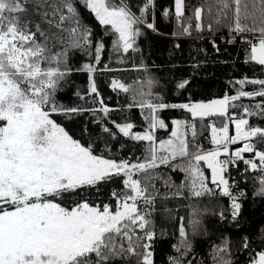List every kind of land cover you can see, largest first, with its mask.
<instances>
[{
	"label": "trees",
	"instance_id": "16d2710c",
	"mask_svg": "<svg viewBox=\"0 0 264 264\" xmlns=\"http://www.w3.org/2000/svg\"><path fill=\"white\" fill-rule=\"evenodd\" d=\"M234 1L182 0V15L177 16L175 0H151L150 4L148 0H124L137 17L141 9H145L143 22L134 25L140 34L135 37L133 48L125 52L115 43L118 35L113 34L110 26L101 25L83 0H73L77 9L75 17L66 7H60V0H20L25 9L16 14L20 26L27 23L28 30L36 34V42L45 48L46 59L41 60V67L59 68L65 73L52 92L51 105L57 111L51 112V105L45 108L51 117L73 139L84 146L90 145L94 155L105 159L146 163L151 158L149 147L155 146L156 167L132 172L133 179L141 182L145 195L152 200L150 204L139 200L138 208L150 221L147 230L153 237L139 243L150 245L147 251L152 253L153 264H224L226 261L250 264L258 252H264V196L257 194L264 174L250 172L242 160L231 169L235 191L245 190L244 195L237 197L240 209L234 218L231 197L222 195L211 182L205 162L201 161L198 167L204 169L211 191L195 196L190 172V164L195 163L192 155L215 147L212 123L221 128L229 118L231 122L245 119L248 121L245 128L264 129V96L230 100L224 114L204 117H193L187 109L181 108L169 107L152 113L147 107H140L148 102L193 104L235 96L239 91L262 90L258 84H240L239 81L264 80V66L249 59L251 45L260 38L251 33L260 35L259 30L264 28V3L239 0L240 23L245 30L231 38V32L236 31L230 30L234 23ZM114 2L119 3V0ZM61 15L71 18L61 21ZM149 23L154 28H148ZM247 24L255 31H248ZM73 29L77 30L73 32ZM85 29L90 32L87 42ZM242 34L248 35V39L244 40ZM100 44L103 48L97 60L96 47ZM85 65L93 66L94 71L84 70ZM92 81L96 93L90 90ZM113 81L123 84L128 91L114 89ZM184 81H187L186 87L179 88L178 84ZM104 107L109 109L107 113L101 110ZM72 108L80 111H63ZM152 115L162 119L165 127L150 128ZM177 120L183 122L179 128L173 123ZM126 123L133 125V133L150 131L154 140L125 137L115 125ZM173 131L182 134L189 156L173 159L165 149L158 147L161 141L175 142ZM252 142L255 150L264 151V138L257 136ZM162 155L168 156V163H160ZM251 155L254 152L245 153V156ZM125 179L123 174L113 175L112 179L95 186L64 194L56 202L65 207L82 201L92 206L108 204L115 211L117 200L113 193L130 191L124 186ZM135 235L143 237L144 231L137 228ZM121 243L127 247L126 240L118 239L117 249ZM140 260L142 257L125 253L102 264H139Z\"/></svg>",
	"mask_w": 264,
	"mask_h": 264
},
{
	"label": "snow or ice",
	"instance_id": "6c2138e0",
	"mask_svg": "<svg viewBox=\"0 0 264 264\" xmlns=\"http://www.w3.org/2000/svg\"><path fill=\"white\" fill-rule=\"evenodd\" d=\"M83 3L95 14L101 25L110 26L113 34L118 35L115 42L118 47L122 46L125 52L133 48L134 39L140 34L139 28H134V25L143 22L145 9H141V15L137 17L124 0H119V3L114 0H83ZM175 3L176 14L180 16L182 0H175ZM236 3L239 5V0ZM60 7H66L73 17L76 16L77 9L73 0H60ZM24 10L20 0H0V264H102L111 257L125 253L142 257L139 264H153L152 253L147 251L150 245L139 243L142 239H152L153 233L147 230L150 221L146 218L147 214L138 208L139 200L143 199L146 204L152 200L145 195L146 189L141 187V182L133 179L132 171L156 167L158 157L155 146L149 147L151 158L146 163L129 164L128 161L105 159L94 155L90 145H82L51 119L50 112L45 108L51 105L52 92L58 79L65 73L59 68L41 67V60L46 59L45 48L36 42V34L28 30L27 23L20 26L16 14ZM164 14L167 15V11ZM196 16H200L199 9ZM67 18L71 17L60 16L61 21ZM147 27L154 28V25L149 23ZM197 28H200L199 24ZM244 30L237 22L236 31ZM259 31V41L251 45L249 59L264 66V28ZM88 35L90 32L85 29L86 42ZM102 48L103 44L96 47L97 60ZM84 70L92 73L94 68L85 65ZM239 83L258 84L262 90L239 91L235 96L226 95L223 99L208 103L168 105L148 102L142 103L140 107H147L152 113L169 107L181 108L187 109L193 117H204L214 112L224 114L230 100L264 96V80H241ZM186 85L187 81H184L178 87L183 89ZM112 87L128 91L117 81H113ZM90 90L92 93L97 92L94 81L90 84ZM50 110L56 112L57 108L51 105ZM101 110L104 113L109 111L107 107ZM63 111L75 113L80 110L72 108ZM173 123L179 128L183 122L177 120ZM247 124L245 119L236 120V135L231 137L228 135L227 124L219 130L213 126L212 143L217 146L216 149L203 153L198 151L192 155L195 163L190 164L193 194L201 196L211 191L204 183L203 172L198 167L204 161L212 171V183L217 187L222 186V195L231 197L234 218L240 204L231 195L229 181L223 175L225 166L243 159V153L254 152L259 164L254 160H244V163L252 169L259 167L264 171V151H257L252 144L245 143L229 161L222 162L218 157L221 155V147L225 153L228 151L227 144L257 136L264 138V129L253 127L245 131L243 126ZM115 126L125 137L133 140H154L150 131L133 133L131 123ZM157 126L164 128L165 123L152 115L150 128ZM181 135L173 131L175 142H160L161 148L173 159L190 155L188 145L181 139ZM159 161L162 164L168 163V156H160ZM121 174L127 177L123 183L130 191L113 193L117 200L115 211L108 204L101 208L82 201L64 207L56 202L64 194L95 186L112 179L113 175ZM197 181L201 190H196ZM260 185L257 194L264 196V179H261ZM137 228L144 231L143 237L135 235ZM118 239L126 240L127 247L121 243L117 249ZM244 246L247 247V242ZM252 264H264V252L259 253L258 259L252 261Z\"/></svg>",
	"mask_w": 264,
	"mask_h": 264
},
{
	"label": "rangeland",
	"instance_id": "374dc122",
	"mask_svg": "<svg viewBox=\"0 0 264 264\" xmlns=\"http://www.w3.org/2000/svg\"><path fill=\"white\" fill-rule=\"evenodd\" d=\"M244 8L246 9V6L244 5ZM242 13H241V6H240V3H239V5H237V3H236V0L234 1V16H233V25H232V27H231V29L230 30H236V25H237V22L240 24V26H241V23H240V15H241ZM246 16H247V13H246ZM247 26V29H251V26H250V24H247L246 25ZM241 31H235V32H231V35H233V34H235V33H240ZM252 35H256V36H260V35H258V34H254V33H251ZM242 35H246V34H242ZM223 99V98H222ZM215 100H220V99H215ZM210 101H212V100H210ZM210 101H206V102H203V103H208V102H210ZM195 103H201V101L200 102H195ZM226 110H227V106H226ZM225 110V111H226ZM214 113H219V112H214ZM50 117H51V115H50ZM51 119H53L52 117H51ZM54 120V119H53ZM236 120H238V119H236ZM235 120V121H236ZM55 121V120H54ZM234 121V122H235ZM56 122V121H55ZM233 122V121H232ZM230 123V126H228L229 127V129L230 128H233V123ZM57 123V122H56ZM57 124H59V123H57ZM60 125V124H59ZM212 125L216 128V129H220V128H218V127H220V126H218V125H214V123H212ZM61 126V125H60ZM212 126V127H213ZM61 127H63V126H61ZM222 128V127H221ZM236 128V127H235ZM243 128H244V130L245 131H248L249 129H247V128H245L244 126H243ZM67 132V131H66ZM218 135H220V133L218 132L217 133ZM158 147H160L161 148V146L160 145H158ZM236 152V151H235ZM232 154H234V153H232ZM224 158V155H220L219 156V160H221L222 161V159ZM205 164H206V166H207V163L205 162ZM208 167V166H207ZM199 169L203 172V175H204V183L207 185V188L208 189H210V185L208 184V182H207V179H206V174H205V172H204V169L202 168V167H199ZM209 170H210V168H208ZM134 171V170H133ZM132 171V172H133ZM223 175H224V177H225V179H227L228 181H229V178H228V176H227V174H226V172L224 171V173H223ZM210 179H211V170H210ZM229 185H230V181H229ZM231 186V185H230ZM217 188H219L220 189V191H221V188H222V186H220V187H217ZM231 189V188H230ZM192 190H193V188H192ZM196 190H201L200 188H199V181H197V188H196ZM206 192H209V191H206ZM206 192H204V193H206ZM232 195V194H231ZM234 197V196H233ZM236 202L238 203V200H237V196H236ZM58 203V202H57ZM65 207V206H64ZM101 207V206H100ZM102 208V207H101ZM259 253H261V252H258V254H257V257H256V259H258V255H259ZM255 259V260H256ZM250 264H252V262L250 263Z\"/></svg>",
	"mask_w": 264,
	"mask_h": 264
},
{
	"label": "built area",
	"instance_id": "2783aa9c",
	"mask_svg": "<svg viewBox=\"0 0 264 264\" xmlns=\"http://www.w3.org/2000/svg\"><path fill=\"white\" fill-rule=\"evenodd\" d=\"M235 34L233 35H230V37H234ZM241 37L244 39V40H247L248 39V35H241ZM230 123H231V120L230 118L226 121L225 124H227L228 126H230ZM246 143V142H245ZM244 143V144H245ZM234 154H227L226 156H224V158L222 159V162L223 161H229L232 157H233ZM243 155V159H237L235 160L234 163H228L226 166H225V172L229 178V181H230V192L233 196H241V195H244L245 194V190L244 189H237L235 191V180L231 179V169L232 168H236L237 164H238V161L239 160H242L244 162V160H254L257 164H259V159L257 157H255V154L254 155H251V156H245V154H242ZM247 169L250 171V172H260L262 174H264V171L261 170V168H257V169H252L250 166L247 165ZM226 177V176H225ZM227 178V177H226Z\"/></svg>",
	"mask_w": 264,
	"mask_h": 264
},
{
	"label": "crops",
	"instance_id": "0c3cea01",
	"mask_svg": "<svg viewBox=\"0 0 264 264\" xmlns=\"http://www.w3.org/2000/svg\"><path fill=\"white\" fill-rule=\"evenodd\" d=\"M232 121L234 122L235 119H233ZM233 122H232V123H233ZM243 129H244V128H243ZM228 135H229L230 137L236 135L235 122L233 123V128H230V129H229V133H228ZM251 138L253 139L254 137H251ZM251 138H249L248 140H237V141H236L235 143H233V144H227L228 151H227L226 153L223 151V147H221V149H220V151H221V155L226 156L227 154L235 153V151H237L238 149H240V148H242V147L244 146V143H245V142L253 145V142H252V139H251ZM216 147H217V146L215 145V147H214L212 150H210V151L215 150ZM243 154H245V153H243ZM218 159H219V157H218ZM220 161H221V160H220ZM210 170H211V169H210ZM211 182H212V171H211ZM216 186H217V185H216Z\"/></svg>",
	"mask_w": 264,
	"mask_h": 264
}]
</instances>
